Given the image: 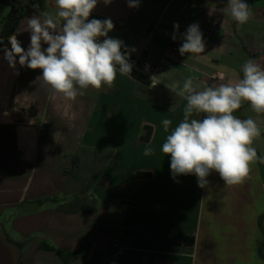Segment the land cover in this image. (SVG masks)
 I'll return each instance as SVG.
<instances>
[{
  "label": "crops",
  "instance_id": "1",
  "mask_svg": "<svg viewBox=\"0 0 264 264\" xmlns=\"http://www.w3.org/2000/svg\"><path fill=\"white\" fill-rule=\"evenodd\" d=\"M26 2L30 7L12 34L25 51L30 33L20 28L26 19L57 11L55 0ZM245 2L252 15L239 24L230 15L228 0H139L138 7H129V0H98L89 20L111 19L114 28L108 37L123 41L129 56L163 64L157 87L117 71L112 87H89L68 100L41 86L37 77L42 70L22 67L18 57L10 67L4 49L11 45L4 43L0 226L10 223L15 241L35 239L21 252L0 232V264H64L55 253L39 250L40 241L67 252L91 241L87 258L74 264H264V166L258 159L242 184L226 185L212 172L201 188L195 175L174 179L171 158L161 151L166 136L182 121L187 103L166 83L182 87L193 77L200 91L242 79V66L250 58L264 68V0ZM4 5L0 0V38L13 10ZM193 23L203 33L205 51L181 56L180 34ZM174 24L179 25L175 40ZM41 47L48 45L42 41ZM234 115L253 118L264 127V114H256L247 102ZM164 119L172 121L169 133L163 129ZM146 126L152 128L151 138L142 141ZM252 146L264 157L262 133ZM149 147L153 153L145 155ZM94 150L111 151L91 189L103 204L95 215L65 214L49 204L30 210L28 202L43 198L67 195L64 199L70 200L71 183L63 171L80 152L82 166L94 161ZM137 172L150 173L151 178H139ZM24 205L29 210L20 212ZM188 236L195 239L192 246L185 243Z\"/></svg>",
  "mask_w": 264,
  "mask_h": 264
},
{
  "label": "clouds",
  "instance_id": "2",
  "mask_svg": "<svg viewBox=\"0 0 264 264\" xmlns=\"http://www.w3.org/2000/svg\"><path fill=\"white\" fill-rule=\"evenodd\" d=\"M97 2L55 0V14L43 11L27 18L20 30L30 33V46L25 51L16 35L8 38L11 47L4 49V56L10 67H15L18 57L22 67L42 70V75L37 77L41 86L68 100H75L89 87H112L117 71L130 76L133 65L129 63L127 50L121 51L123 41L108 37L114 28L111 19L89 20ZM110 2L104 0L105 4ZM138 6L139 0H129V7ZM227 8L239 24L247 23L252 15L245 0H228ZM173 27L175 40L179 25ZM180 35L181 56L205 51L198 23L189 25ZM42 41L48 45L44 50ZM242 73L243 78L235 83L211 85L200 91L194 87L193 77L186 78L182 87L178 82L166 83L170 92L187 101L183 119L174 130L169 133L170 119L162 121L164 131L169 134L161 151L171 158L174 179L195 175L198 186L203 188L208 184L207 177L216 172L226 185H239L248 178L252 163L257 159L264 163V157L258 158L252 146L261 135L256 120L234 115L244 102L256 114H264V68L250 58L243 64ZM194 114L203 117L192 118ZM152 153V148L145 149V155Z\"/></svg>",
  "mask_w": 264,
  "mask_h": 264
},
{
  "label": "trees",
  "instance_id": "3",
  "mask_svg": "<svg viewBox=\"0 0 264 264\" xmlns=\"http://www.w3.org/2000/svg\"><path fill=\"white\" fill-rule=\"evenodd\" d=\"M1 1L4 3L11 4V6L13 7V10H12V13L10 14L8 20L6 21L5 25L3 26L2 36L0 38V48L4 45L5 42L9 41L8 38L10 36H12L15 27L18 25V23L23 18V16L25 15V13L28 9L26 6L17 5L14 0H12L11 3H10V1H7V0H1ZM130 76L133 77L137 81L148 83L145 78H143L139 73H137L134 70H132ZM202 117H203V115H202ZM151 133H152V128L146 126L144 128L143 134L141 135V140L142 141H149L151 138ZM83 152H85V149L82 150V153ZM91 152L94 156V161H93L94 167L92 168V171L95 173V177L97 178L101 174L103 166L106 163L107 159H109V157L111 156V151L94 150ZM82 159H83V156H82L81 152L72 157L71 168L68 171H63L67 180H69V178L71 176H74V179L77 180V171H79L82 168ZM258 162L264 166V163L260 162V159H258ZM96 168H98V169H96ZM94 169L96 171H94ZM136 176L139 178H151V174L145 173V172H137ZM71 178H73V177H71ZM90 181H91V183H90V186H91L90 192H91V189L95 185L96 180L94 178V179H90ZM84 191L85 190H77V188L75 190L72 189L70 200L64 199L67 195H65V197L63 196L61 198L47 197V198H43L40 200L28 202L27 205H30V207H31L30 210L39 209V208L43 207L44 205L49 204V205L55 206L56 210L58 212L65 213V214L96 213V211L98 209V205H97L98 201L94 198L93 195L90 194L89 197L91 198L92 203L91 204L83 203V201H84L83 198L85 197ZM0 228H1V226H0ZM2 228H1L3 230L2 232L6 236L7 241L9 243L15 245L21 252H23V250L25 248V244H28L32 241V239H35V238H30V239L25 240V241L23 240V242L15 241L12 238H10L6 232H4V227H2ZM194 241H195L194 237L188 236V237H186L185 243L187 245L192 246L194 244ZM91 246H92L91 241H82L80 244V248L77 251L67 252V251H62V250L55 248L53 245H51L47 241H40L38 249L41 251H47V252L55 253L64 264H74L76 261L83 260V259L87 258L89 251L91 249ZM263 246H264V239L261 243V247H263Z\"/></svg>",
  "mask_w": 264,
  "mask_h": 264
},
{
  "label": "rangeland",
  "instance_id": "4",
  "mask_svg": "<svg viewBox=\"0 0 264 264\" xmlns=\"http://www.w3.org/2000/svg\"><path fill=\"white\" fill-rule=\"evenodd\" d=\"M22 1L25 2V0H22ZM15 2H16L17 5L25 6L22 3H20V2H17V1H15ZM25 3L28 4V2H25ZM4 6L8 7V10L12 9L11 8L12 7L11 4L6 3V5H4ZM88 161L89 160H87V162ZM87 162H85L84 165L82 166V168L79 171H77V180L78 179L79 180L77 181L76 179H74V176H71L73 178H71V177L69 178L68 185L71 183V188L74 189V190L76 188H77V190H85L84 191L85 197L83 198L84 199L83 203L91 204L92 201H91V198L89 197V195L90 194L91 195H94V192H93V190H91V192H90V188H91V186H90V183H91L90 179H94L95 178V180H97L98 177L96 178L95 177V173L92 171V168L94 167V162L93 161H89V163H87ZM96 169H98V168H96ZM94 171H96V170L94 169ZM97 205H98V211H99V209L103 206V204H101V202L98 201L97 202ZM28 207L26 205L21 206L19 208V211L20 212H24V211L27 212L29 210ZM87 214L88 215H95V213H87ZM2 227H4V232H6L9 235L10 238L14 239L13 237H15L14 236L15 232L13 230L12 225L10 223H6V224L3 223L1 225V228ZM1 228H0V232L3 231L2 230L3 228L2 229ZM117 243L118 244L116 246L121 245V244H119L120 242H117Z\"/></svg>",
  "mask_w": 264,
  "mask_h": 264
},
{
  "label": "built area",
  "instance_id": "5",
  "mask_svg": "<svg viewBox=\"0 0 264 264\" xmlns=\"http://www.w3.org/2000/svg\"><path fill=\"white\" fill-rule=\"evenodd\" d=\"M12 1V0H7ZM17 2L22 3L26 7H30L29 4L23 2L22 0H14ZM172 51H176V48H171ZM122 53L125 52V49L121 48ZM147 51V48H144L143 54ZM129 63L133 65L132 70L139 73L143 78H145L149 85L152 87H157L161 84V81L159 79L160 74L165 69V66L163 64H156L147 58L141 56L139 58L129 56ZM154 77V78H153ZM261 133L264 135V127H260ZM118 249V252H121L122 249L119 246H115Z\"/></svg>",
  "mask_w": 264,
  "mask_h": 264
}]
</instances>
